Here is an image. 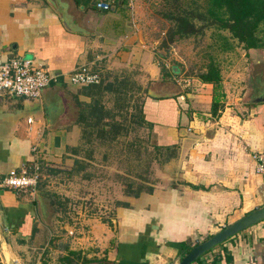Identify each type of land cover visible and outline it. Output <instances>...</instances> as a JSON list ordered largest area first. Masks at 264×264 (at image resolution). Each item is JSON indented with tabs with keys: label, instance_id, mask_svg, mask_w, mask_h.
Instances as JSON below:
<instances>
[{
	"label": "crops",
	"instance_id": "obj_1",
	"mask_svg": "<svg viewBox=\"0 0 264 264\" xmlns=\"http://www.w3.org/2000/svg\"><path fill=\"white\" fill-rule=\"evenodd\" d=\"M52 1L59 13L44 0H0V57L31 58L56 76L39 99L0 93V179L37 161L82 170L92 155L80 143L124 138L104 123L144 128L148 145L162 153L167 181L122 200L107 264H177L196 243L264 204V180L251 158L264 151V102L244 101L251 88L230 99L221 75L223 107L210 116L211 86L194 78L184 91L162 79L153 45L129 13L93 11L89 0ZM82 67L97 75L96 84H69ZM147 81L137 127L128 114ZM36 196L0 187V225L13 264L41 263ZM179 243L189 249L181 252ZM69 252L61 249L56 262ZM192 264H264V220Z\"/></svg>",
	"mask_w": 264,
	"mask_h": 264
},
{
	"label": "rangeland",
	"instance_id": "obj_2",
	"mask_svg": "<svg viewBox=\"0 0 264 264\" xmlns=\"http://www.w3.org/2000/svg\"><path fill=\"white\" fill-rule=\"evenodd\" d=\"M89 1L94 11L95 3L106 0ZM114 4L115 9L129 13L140 33L151 41L155 62L158 68L162 65L165 69L163 76L160 73L161 78L165 77L171 86H183L187 91L189 84L192 87L195 83L190 80L204 71L211 56L218 65L224 91L229 93L230 99L237 91L238 96H242L247 88L264 90V53L261 50L246 52L234 44L232 51L220 52L209 30L203 35L169 43L166 33L170 24L159 15L165 10L163 0H117ZM149 84L147 81L142 85V92L134 99L135 105L142 101ZM248 97L249 92L244 101ZM130 128V132L127 128L128 133L126 131L124 138L118 141L112 142L107 137L108 140L102 142L80 143L84 152L92 155L88 166L82 170L79 164L66 172L63 167L58 169L37 161L39 175L34 191L39 202L41 235L37 252L41 262L58 264L55 257H61L59 251L71 248V252L76 253L72 256L76 263L87 260V264H107L106 255L111 256L109 253L117 234L113 222L116 209L122 207L119 203L127 197L126 189L134 188V182H141L135 173L145 172L144 186L153 187L167 181L162 153L148 145L144 128ZM129 144L140 149L138 164L134 153L128 150Z\"/></svg>",
	"mask_w": 264,
	"mask_h": 264
},
{
	"label": "trees",
	"instance_id": "obj_3",
	"mask_svg": "<svg viewBox=\"0 0 264 264\" xmlns=\"http://www.w3.org/2000/svg\"><path fill=\"white\" fill-rule=\"evenodd\" d=\"M165 10L159 15L166 20L170 26L166 33V42H174L190 37L203 35L205 30L211 32V37L215 39V44L220 52H230L233 45L241 46L242 50H261L264 53V0H163ZM115 4H113L114 6ZM214 43V41H213ZM166 44V43H165ZM204 71L196 75V79L202 84L211 86L210 116L215 117L218 111L223 107L224 94L221 86L220 70L217 63L211 56L208 57ZM159 71L163 76L165 69L159 66ZM141 105H135L134 112L129 116L137 127L144 124L141 117ZM108 126V133L116 131L125 134L126 129L118 126L114 127L109 122L104 123ZM90 129L96 128V125L87 124ZM98 133L103 132L98 128ZM104 133V132H103ZM102 137H110L102 135ZM128 150L134 153L137 164L139 163V147L128 145ZM160 153L157 148H152ZM147 166V165H146ZM145 172H136L135 177L141 182H134L135 187H129L125 195L137 197L141 193H151L152 186H144L146 182ZM130 183V181H129ZM131 183H133L131 181ZM126 207L127 204L119 203ZM178 248L185 252L188 248L185 243H179ZM69 256V257H68ZM72 256L76 253L69 252L67 257L59 259L60 264H77ZM182 256V255H181ZM83 260L81 264H87ZM40 264H46L41 262Z\"/></svg>",
	"mask_w": 264,
	"mask_h": 264
},
{
	"label": "built area",
	"instance_id": "obj_4",
	"mask_svg": "<svg viewBox=\"0 0 264 264\" xmlns=\"http://www.w3.org/2000/svg\"><path fill=\"white\" fill-rule=\"evenodd\" d=\"M117 0L97 2L94 7L101 11H110ZM56 80V76L48 73L35 64L31 58H1L0 57V93L25 99H39L41 92ZM72 86H88L98 82L97 75L86 68H78L68 75ZM30 122V119H27ZM254 171L264 180V151L253 152ZM38 167H22L10 170L0 179V187L13 190L34 192L38 181Z\"/></svg>",
	"mask_w": 264,
	"mask_h": 264
},
{
	"label": "water",
	"instance_id": "obj_5",
	"mask_svg": "<svg viewBox=\"0 0 264 264\" xmlns=\"http://www.w3.org/2000/svg\"><path fill=\"white\" fill-rule=\"evenodd\" d=\"M52 9L58 12L56 7L54 6L52 0H44ZM63 21V20H62ZM65 22V21H64ZM63 24L66 26V24ZM68 28V27H67ZM256 88H253V91L249 93L250 97L247 98V103H259L264 102V90L258 89L256 92ZM147 95L150 97H160V95L153 94L147 92ZM35 205L37 209V214L39 215V202L38 196L35 198ZM264 220V204L259 206L258 208L248 212L244 216L235 220L234 222L222 227L218 232L212 234L205 240L196 243L187 253H185L177 264H192L196 261L201 255L205 252L209 251L213 247L221 244L229 237L237 234L238 232ZM0 260L2 264H13L11 260V254L8 250V239L6 232L3 226L0 225Z\"/></svg>",
	"mask_w": 264,
	"mask_h": 264
},
{
	"label": "flooded vegetation",
	"instance_id": "obj_6",
	"mask_svg": "<svg viewBox=\"0 0 264 264\" xmlns=\"http://www.w3.org/2000/svg\"><path fill=\"white\" fill-rule=\"evenodd\" d=\"M52 2H53V4H54V6H55L56 3H55L54 1H52Z\"/></svg>",
	"mask_w": 264,
	"mask_h": 264
}]
</instances>
